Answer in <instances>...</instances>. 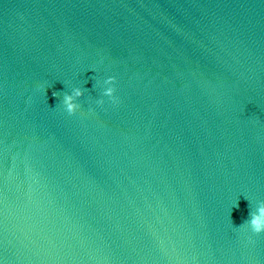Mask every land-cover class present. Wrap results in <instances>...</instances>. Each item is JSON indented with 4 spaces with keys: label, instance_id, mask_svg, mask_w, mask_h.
<instances>
[{
    "label": "water",
    "instance_id": "95a60500",
    "mask_svg": "<svg viewBox=\"0 0 264 264\" xmlns=\"http://www.w3.org/2000/svg\"><path fill=\"white\" fill-rule=\"evenodd\" d=\"M261 202L264 0H0V264H264Z\"/></svg>",
    "mask_w": 264,
    "mask_h": 264
},
{
    "label": "clouds",
    "instance_id": "9594fccd",
    "mask_svg": "<svg viewBox=\"0 0 264 264\" xmlns=\"http://www.w3.org/2000/svg\"><path fill=\"white\" fill-rule=\"evenodd\" d=\"M107 87L105 88L103 95L110 97L113 102H117L116 98V78L109 77L106 81H104ZM55 95V93H54ZM84 96V90L77 87L73 89L70 94H65L63 104L66 112L69 115H75L77 111L80 109L81 105L78 103L79 98ZM98 104L103 105L104 100L101 99L97 101ZM238 207V204L236 205ZM244 224H247L252 232L255 234H262L264 233V202H261V206L257 208L255 213H250V219L245 221ZM243 224L240 226L242 227Z\"/></svg>",
    "mask_w": 264,
    "mask_h": 264
}]
</instances>
